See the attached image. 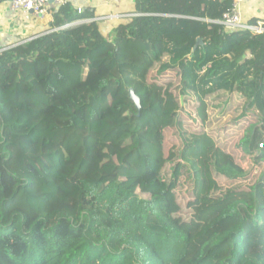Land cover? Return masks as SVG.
<instances>
[{"label":"trees","instance_id":"obj_1","mask_svg":"<svg viewBox=\"0 0 264 264\" xmlns=\"http://www.w3.org/2000/svg\"><path fill=\"white\" fill-rule=\"evenodd\" d=\"M233 2L134 0L108 37L65 0L53 30L0 52V264H203L227 243L219 264H264V34L216 23ZM164 62L182 97L230 96L209 126L242 172L218 170L263 166L198 241L162 172Z\"/></svg>","mask_w":264,"mask_h":264},{"label":"rangeland","instance_id":"obj_2","mask_svg":"<svg viewBox=\"0 0 264 264\" xmlns=\"http://www.w3.org/2000/svg\"><path fill=\"white\" fill-rule=\"evenodd\" d=\"M1 47L3 49L5 46ZM165 65L164 62L161 66L165 69L160 78L162 88L169 89L168 93L163 92L169 104L165 124L167 156L162 172L166 187L175 192L181 204L183 222L193 228L194 239L198 241L232 223V220L219 216L221 206L250 195V186L263 166L254 165V171L234 179L218 170L220 166L231 162L236 167V173L242 172V167L237 165L233 157L218 147L209 126L210 118L216 116L212 111L219 114V107L223 108L230 96L212 104L193 94L182 97L177 72ZM249 162L253 165L251 159ZM229 245L227 243L216 249L203 264H219V259L228 252Z\"/></svg>","mask_w":264,"mask_h":264},{"label":"crops","instance_id":"obj_3","mask_svg":"<svg viewBox=\"0 0 264 264\" xmlns=\"http://www.w3.org/2000/svg\"><path fill=\"white\" fill-rule=\"evenodd\" d=\"M69 1H71L78 8H91L95 12L96 19L110 14L132 15L134 13V0ZM240 12L242 19L245 22H264V0H245L241 3ZM130 18L128 16H124L123 18L115 19L104 18L98 21L104 35L110 37L115 26H117L119 23L129 21ZM51 21L52 20L50 17L25 21L20 15L15 13L10 8L8 0H0V47L5 46L3 49L8 48L20 42L44 34L49 30ZM7 44L9 45L6 46ZM160 77H162V75L159 76V84H161ZM163 91L168 93L169 89L165 88ZM213 115H218V113L215 112ZM222 129L223 128H221L219 131H222ZM215 132L218 133V131ZM212 135L215 137V134L212 133Z\"/></svg>","mask_w":264,"mask_h":264},{"label":"built area","instance_id":"obj_4","mask_svg":"<svg viewBox=\"0 0 264 264\" xmlns=\"http://www.w3.org/2000/svg\"><path fill=\"white\" fill-rule=\"evenodd\" d=\"M64 1L65 0H8L10 8L15 13L20 15L25 21L44 19L46 17H50L52 20L54 10ZM243 1L245 0H234L231 10L224 13L222 18L216 21V23L220 24L223 29L228 32L236 30H250L254 35L264 34V22L260 21L257 23H248L243 21L240 12L241 3ZM134 15L136 14H110L99 17L97 20H102L104 18H123L124 16H128L130 18ZM3 50L4 49H1L0 52ZM260 146L262 147L263 144H260Z\"/></svg>","mask_w":264,"mask_h":264},{"label":"water","instance_id":"obj_5","mask_svg":"<svg viewBox=\"0 0 264 264\" xmlns=\"http://www.w3.org/2000/svg\"><path fill=\"white\" fill-rule=\"evenodd\" d=\"M203 44H204L203 39L199 38L198 41H197V46L198 45H203ZM196 47H194V49ZM129 92H130L131 99L135 102V104L137 105L138 109H140L141 108V102H140L139 96L134 92L133 89H130Z\"/></svg>","mask_w":264,"mask_h":264}]
</instances>
